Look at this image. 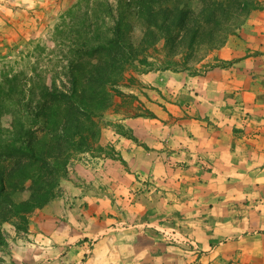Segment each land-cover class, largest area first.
Wrapping results in <instances>:
<instances>
[{
  "label": "crops",
  "instance_id": "crops-1",
  "mask_svg": "<svg viewBox=\"0 0 264 264\" xmlns=\"http://www.w3.org/2000/svg\"><path fill=\"white\" fill-rule=\"evenodd\" d=\"M242 27L212 53L226 66L143 74L149 113H114L129 135L107 125L97 138L122 159L75 166L88 186L36 210L24 262L264 264V9ZM164 225L198 252L161 241Z\"/></svg>",
  "mask_w": 264,
  "mask_h": 264
},
{
  "label": "rangeland",
  "instance_id": "rangeland-1",
  "mask_svg": "<svg viewBox=\"0 0 264 264\" xmlns=\"http://www.w3.org/2000/svg\"><path fill=\"white\" fill-rule=\"evenodd\" d=\"M78 1L0 0V71L9 72L10 75L22 71L26 79L38 74L49 88H54L52 82L59 89L68 87L69 61L77 59V54L73 51L77 49L74 41L78 37L76 32L78 27L76 28L74 24L75 17H78L79 11L85 8L89 10L98 8L97 2H99V0H82L76 5ZM107 1L112 6L116 4V0ZM243 1L179 0L180 7L188 11L185 20L183 15L180 17L187 22L188 28L181 29L179 33L177 28L176 31L173 30V33L175 31L172 36L173 41H167L163 36H159L153 44L142 43V36L145 35L148 27L143 20L134 21L129 38L136 53L134 56L125 55V59L114 64L115 67L111 72L107 71L106 75H110L107 81L112 82L106 83L105 90L112 97L111 103L93 114L88 124L90 130H98L97 136L85 130L88 149L79 150L73 147L70 151L67 150L66 172L58 176L57 184L53 187L54 197L47 204L61 195L67 196L69 202L73 200L72 195L69 194L71 189H79L78 191L86 189L88 186L86 181L82 178L80 180L76 174V165L80 167L89 161L91 156L122 159L113 146L96 145L97 138L100 137L101 127L107 125L115 128L117 132L129 135V128H124L120 123L115 122L118 120L115 114L132 118L149 113L137 96L141 91L137 81H150L142 80L145 79L143 74H149L151 79H154L153 76L157 77L154 73L159 70L185 71L190 75H200L215 65L226 66V63L213 58L212 53L223 46L230 35H238L241 32L242 26L253 10L264 9V0H246L247 8ZM251 3L254 8H251ZM70 9L75 17L70 14ZM96 62H98L97 58L93 57L92 63ZM33 68H36L35 72ZM11 111L7 106L0 116V125L4 128L11 124ZM29 184L30 181L25 186ZM13 194L15 200L20 201L27 197L28 191L16 189ZM37 209L39 208L25 214L26 220L17 216L12 220L0 222V264H28L22 260L24 252L36 253L35 246L25 243L24 247L23 238H31V242L36 239L33 236H26L25 233L29 229L30 222L35 220L33 217ZM117 226L123 227L124 224L117 223ZM170 227L173 226L164 225L161 228ZM158 233L160 240L168 243L163 240L160 229ZM183 235L186 238L185 243L182 241L183 244L178 246L197 253L199 247L195 239L188 234Z\"/></svg>",
  "mask_w": 264,
  "mask_h": 264
},
{
  "label": "trees",
  "instance_id": "trees-1",
  "mask_svg": "<svg viewBox=\"0 0 264 264\" xmlns=\"http://www.w3.org/2000/svg\"><path fill=\"white\" fill-rule=\"evenodd\" d=\"M178 1L116 0L112 6L99 0L98 8H85L78 17L70 9L78 27L73 50L77 59L69 61L70 85L65 89L53 82L54 88H49L38 74L26 79L22 71H0V116L7 106L12 110L10 126L0 125V222L17 216L26 220L25 214L54 197L56 180L66 172L67 150L88 149L84 131L93 136L98 132L90 130V118L111 103L105 90L112 82L107 81V71L136 53L129 38L134 21L143 20L148 27L142 43L153 44L159 36L173 41L176 28L178 33L188 28V11ZM243 3L247 8L248 2ZM93 57L98 62L92 63ZM16 189L27 190V197L16 201Z\"/></svg>",
  "mask_w": 264,
  "mask_h": 264
},
{
  "label": "built area",
  "instance_id": "built-area-1",
  "mask_svg": "<svg viewBox=\"0 0 264 264\" xmlns=\"http://www.w3.org/2000/svg\"><path fill=\"white\" fill-rule=\"evenodd\" d=\"M163 235V240L172 244H183L185 243L186 238L182 233H180L176 228L170 227L167 229H160ZM183 241V242H182ZM193 245V244H192Z\"/></svg>",
  "mask_w": 264,
  "mask_h": 264
}]
</instances>
